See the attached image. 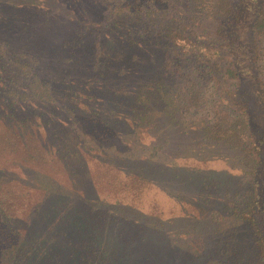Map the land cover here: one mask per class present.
<instances>
[{"label":"trees","instance_id":"16d2710c","mask_svg":"<svg viewBox=\"0 0 264 264\" xmlns=\"http://www.w3.org/2000/svg\"><path fill=\"white\" fill-rule=\"evenodd\" d=\"M182 1L187 9L174 10ZM94 9L97 19H88ZM61 15L59 41L63 31L52 22ZM202 19L219 28L202 34L208 40L192 36ZM0 27L24 48L44 39L48 65H65L57 74L35 72L24 92L17 73L5 71L9 61L29 66L25 51L0 55V264H264V73L257 63L264 58V0H74L63 7L0 0ZM140 42L166 63L174 52L199 61L223 102L212 123L198 127L239 151L246 179L204 198L226 212L209 240L198 236L187 245L155 214L102 197L93 180L95 160L150 182L167 172L184 181L183 165L158 162L163 144L149 133L162 116L186 132L178 111L198 104L200 81L170 78L155 57L153 67L132 63L128 72ZM179 60L181 73L187 65ZM28 95L49 109L27 116L17 100ZM207 180L200 178V189L218 188ZM185 182L193 183L188 176Z\"/></svg>","mask_w":264,"mask_h":264},{"label":"rangeland","instance_id":"374dc122","mask_svg":"<svg viewBox=\"0 0 264 264\" xmlns=\"http://www.w3.org/2000/svg\"><path fill=\"white\" fill-rule=\"evenodd\" d=\"M46 2L49 6L59 4L63 7L65 6V2L67 4L71 2L74 3V0H46ZM173 9H183L185 11L187 7L184 1H182L179 5L174 6ZM70 13L74 14L75 12ZM96 14L98 15V11L94 9L92 15H88L87 18L97 19V16H93ZM183 15H187L183 23L188 24V21L191 19L189 13H183ZM63 18L66 19L65 16L61 15V17H56L52 22L60 31H63V33L60 32L57 36L59 41L63 39L65 36L64 32L66 31V21ZM201 21L202 24L200 27H198V25L193 27V31H196V35L192 33V36L200 37L201 40H208V37L202 36V34H206L207 31H215L216 33L219 28L216 23L205 21V19ZM146 25L147 23L145 26ZM203 28L204 31L202 32L201 30ZM3 31L4 29L0 27V55H14L24 50V57L29 60V66L22 67L18 66L17 62L9 61L5 71L6 74L17 73L16 79L22 91L28 92L29 80L33 77L35 72L42 74L47 70L50 73L57 74L61 67L65 66L64 64L57 66L58 63L55 61H53L52 65H48V60L51 59V57L47 59L44 54L46 47H48L44 39L40 41L39 39H33L29 42L35 43L37 46L33 45L32 47L24 48L19 45L21 41L16 37L15 33L13 34L8 31V33H10V35H8L3 34ZM237 41L241 42L242 40L237 39ZM140 43L142 45L139 46L141 48V53L135 60L128 61V72L132 70L134 65L137 67H145L146 69L149 67V64L153 67V60L150 59L155 57L157 68L163 66L165 71L167 70V74L171 75L170 78H175L179 74H182V76H189L196 81H200L199 86L202 89V96L197 102L198 104L189 108L182 105L179 110L180 112L178 111L179 116L182 117L183 122H185L183 127L186 129V132H181L180 129L182 127L172 125L167 122V118L165 119V117L162 116V118L158 119V123L149 133V135L155 138L156 142L163 144L158 154V162L162 161L163 163L169 164L172 169L177 164L183 165L180 167L181 169L179 172L180 175L183 176L184 181H181L182 178H173L170 173L167 172L161 175H153V177L157 179L158 184L155 180L154 182H150L146 179L137 178L132 174L124 175L121 170L112 166H105L95 162V160H93L92 166H90L94 177L93 180L102 197L109 200L120 199L143 211L155 214V216L159 218V222H163L164 224L167 223L170 228L168 231L177 233V237L179 235L182 239L185 237L187 239L186 244L191 245L192 241H197L198 236L205 235L208 239V237H210L209 232L220 230L219 225L222 223V217L220 215L221 213L226 214V212H224L225 208L223 207V203L218 201L211 202L210 198L205 201L204 198L218 194V190L222 192L225 187H230V189L234 191V189H237V186H234V184L239 182V180L240 182L245 181L246 178L243 175L245 171L243 172L242 166L239 164L240 153L237 149L229 148L220 141L210 139V136H207L204 130L198 127L200 126L203 128L206 122L212 123L214 119L213 116L217 115L223 109V102L216 96V93L219 91L216 93L214 92L212 80L206 74V70H203L204 67L201 66V63L191 59L187 54L178 55L179 53L174 52V55L177 54L176 57L181 56L179 62L182 64L185 62V65H187V68L185 70L183 69L184 71L181 70L182 72L179 73L178 71H180V69L176 66L178 63L175 61L176 57H172V59H174L172 62H163L164 58L161 57L162 55L159 56L154 51L152 52L151 49L146 47L144 42ZM149 43L148 41L147 44ZM143 46L151 52L145 50ZM149 55H151V57ZM169 57H171V55ZM41 62H43V67H41ZM132 63L133 66L130 67L129 65ZM257 63H259L258 69L264 73V58L261 56ZM164 68L162 70H164ZM73 74L75 73L72 72L71 76ZM85 77L86 75L83 79ZM83 79L80 78L79 85L81 87L84 86L81 84ZM134 81L135 82L131 83L133 86L140 82V80ZM106 84L109 85V82H106ZM74 88L80 87L75 85L72 86L70 90ZM67 90L69 89H64L63 93L66 94ZM17 101L18 105L24 109L27 116H31V113L34 112L33 109L38 112L44 111L45 108L49 109L48 103L43 99L38 100L37 96L28 95L26 99H18ZM55 104V106L62 109L63 114L62 103L58 101ZM82 105L83 104L80 102L78 108L82 109ZM165 139L168 140L165 141ZM187 176L193 181L189 186L188 184L185 185L187 183L185 182ZM245 176L248 177L250 174H246ZM199 177H207L213 183L219 185L217 186L218 188L213 187L209 189L206 187L200 189L202 182L200 183ZM259 213H264V211H260ZM217 216L219 220L215 222ZM258 219L261 226L264 228V215H259ZM170 220H173L171 222L172 225L169 224ZM231 221L233 224L235 223V220L231 219ZM193 224H195V227L191 228Z\"/></svg>","mask_w":264,"mask_h":264}]
</instances>
